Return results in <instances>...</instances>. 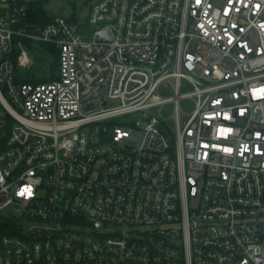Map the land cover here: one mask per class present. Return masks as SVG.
<instances>
[{"label": "built area", "instance_id": "2783aa9c", "mask_svg": "<svg viewBox=\"0 0 264 264\" xmlns=\"http://www.w3.org/2000/svg\"><path fill=\"white\" fill-rule=\"evenodd\" d=\"M49 1L0 0V264H264V0Z\"/></svg>", "mask_w": 264, "mask_h": 264}, {"label": "rangeland", "instance_id": "374dc122", "mask_svg": "<svg viewBox=\"0 0 264 264\" xmlns=\"http://www.w3.org/2000/svg\"><path fill=\"white\" fill-rule=\"evenodd\" d=\"M45 13L51 18L65 17L73 22H76L77 18L81 21L88 20L89 18V5L88 0H50L44 6ZM51 47L44 44H27V52L32 61L30 68H21L16 63V78L19 81L27 80V83H31L34 80L48 78L52 75L53 63L55 61V55L50 51ZM183 108L186 112L193 110L191 102H183ZM172 109L165 113L166 117H170ZM116 125H121L122 120H116ZM12 209L6 210L2 215L7 217L9 221L23 224L25 230L28 228L29 221L25 219H18L16 215L12 218Z\"/></svg>", "mask_w": 264, "mask_h": 264}, {"label": "trees", "instance_id": "16d2710c", "mask_svg": "<svg viewBox=\"0 0 264 264\" xmlns=\"http://www.w3.org/2000/svg\"><path fill=\"white\" fill-rule=\"evenodd\" d=\"M52 20V18L50 16H48L45 11L41 10V17H40V21H39V24L40 26H44L48 23H50ZM51 52L54 53L55 56V61L53 63V69H52V75L48 78H43V79H38L37 81L38 82H46V81H50L52 80V78L54 77V74L57 70V67H58V59H57V53L55 50H53L52 48L50 49Z\"/></svg>", "mask_w": 264, "mask_h": 264}, {"label": "water", "instance_id": "95a60500", "mask_svg": "<svg viewBox=\"0 0 264 264\" xmlns=\"http://www.w3.org/2000/svg\"><path fill=\"white\" fill-rule=\"evenodd\" d=\"M83 26H80V28H82Z\"/></svg>", "mask_w": 264, "mask_h": 264}]
</instances>
